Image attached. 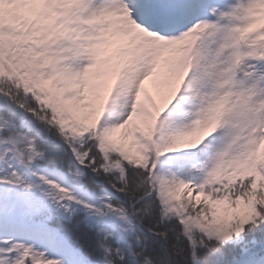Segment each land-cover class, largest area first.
<instances>
[{"label": "snow or ice", "instance_id": "1", "mask_svg": "<svg viewBox=\"0 0 264 264\" xmlns=\"http://www.w3.org/2000/svg\"><path fill=\"white\" fill-rule=\"evenodd\" d=\"M0 264H264V0H0Z\"/></svg>", "mask_w": 264, "mask_h": 264}]
</instances>
